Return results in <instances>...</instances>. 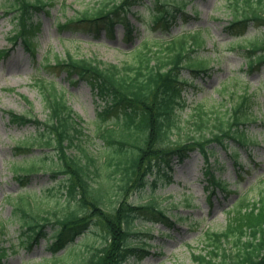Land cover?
<instances>
[{
  "label": "trees",
  "instance_id": "obj_1",
  "mask_svg": "<svg viewBox=\"0 0 264 264\" xmlns=\"http://www.w3.org/2000/svg\"><path fill=\"white\" fill-rule=\"evenodd\" d=\"M139 1L105 0L99 8L67 19L65 27L85 24L90 28H98L104 24L113 28V25L121 22L131 36L134 26L128 19V13L131 5ZM190 1L153 0L154 22H163L169 26L178 11H182ZM51 2L52 0H10V9L15 10L17 21L13 43L22 40L31 49L32 36L36 30L32 18ZM230 2L232 21L229 28L241 27L244 30L250 24L264 28V0ZM205 44L201 32L172 37L163 43H145L132 54V62L123 67L71 53H67L64 58L57 56L45 61L46 66L65 72L68 78L73 79L76 75L78 80L90 85L104 103L100 114L103 118H107L115 109L122 111L116 126L101 124L97 131L112 152L118 155L116 163L110 157L107 165L116 164V171L121 178L118 191L111 186L91 184L92 174L97 175L98 171L96 159L81 146L78 156L69 152L84 135L82 121L68 105L66 93L59 90L55 82H38L49 119L42 123L30 115L10 112L11 123L34 125L40 135L38 138L28 139L17 149L24 154L29 153L31 147L38 143L54 147L56 161L60 164L59 169L53 171L54 177L63 176L66 195L74 205L62 210H42L41 201L27 194L12 199V218L20 222L28 243L47 238L48 228L51 227L54 232L49 238L53 239L51 250L55 253L56 249H63L77 236L96 226L102 231L103 243L91 247L80 264H122L130 254L142 258L141 256L148 254L146 249L131 243L132 237H139L141 234V231L134 229L133 221L144 219L145 223L152 221L153 224H172L168 211L156 199L145 205H135L127 199L133 190L146 185L147 176L153 172L155 164L160 162L163 166H170L175 156L181 161L196 150L209 161L210 156L216 154L213 144L226 150L233 143L235 153L238 148L249 146L251 141L246 126L256 119L252 111L254 97L247 88L241 94L238 91L232 93L231 108L224 118L216 120V132L210 137H188L184 141L172 139L175 133L181 135L179 132L183 130L179 115V108L184 106L182 86L185 81L182 72L187 68L192 73H206L209 70V66L198 56ZM239 48L248 50L251 69L254 70L255 66L264 62L263 34L252 39L247 46L239 45ZM4 52L1 51L0 54L4 55ZM197 114V126L203 128L209 120L207 116L204 117L207 112L203 106L198 107ZM34 172H39L36 163L19 168L15 173L17 179L24 184L29 183ZM206 175L212 184V194L216 190L227 192V186L216 178L210 168ZM257 196L242 198L228 211L229 220L223 232L206 233L210 251L206 255L195 257L198 264H264V193ZM3 235L4 227L0 225V264L7 256L2 244ZM81 243L73 242L68 248H75ZM227 244L230 245L227 247ZM66 254L67 252L57 256L56 260Z\"/></svg>",
  "mask_w": 264,
  "mask_h": 264
},
{
  "label": "rangeland",
  "instance_id": "obj_2",
  "mask_svg": "<svg viewBox=\"0 0 264 264\" xmlns=\"http://www.w3.org/2000/svg\"><path fill=\"white\" fill-rule=\"evenodd\" d=\"M102 1L104 0H53L50 13L42 12L34 17V21L40 23L35 41L37 60L30 57L21 44L7 59L0 60V223L6 225L3 245L9 251L3 264H80L90 248L103 241L100 231L94 228L86 235L84 242L72 249L65 258L57 263L47 262L46 259L52 256L48 248L51 242L48 244L46 240H41L30 249L22 247L24 236L19 224L11 219L13 207L8 202V198L23 192L15 177L16 168L28 166L33 162L24 160L30 156L18 155L15 148L34 137L37 132L31 125H11L8 113H30L34 119L41 122L48 119V110L45 108L38 83L49 78L48 70L39 68L38 62L57 56L65 57L67 53H71L123 67L132 62L130 49L141 41L155 43V39L169 37L168 33L162 34L163 30L153 29L151 10L154 6L149 1L132 7L137 16L131 14L130 19L137 26V31L131 42L124 40L122 25H117L112 35L107 34L104 28L95 32L61 30L58 26L59 23L65 22L66 18L77 13L98 8ZM6 3L7 0H0V50L11 48L9 37L16 24L14 13L8 14V9L4 7ZM185 9L188 16L178 18L170 33L178 35L203 28L207 44L200 54L209 61L213 70L210 75L196 78L193 84H185L186 106L181 111L183 130L179 132L181 135L175 133L172 139L184 141L188 137H209L216 131V119L224 116L227 106L230 105L229 97L238 86L237 89L240 90L249 86L250 92H254L253 115L257 121L248 124L252 143L248 151L240 150L237 159L231 148L224 151L214 145L216 154L211 156L213 171L220 179L229 182V189L235 191L227 198L220 195L219 198L212 197L209 201L207 180L203 171L204 160L199 153L189 157L185 164H176L172 171L163 168L154 171L156 174L149 178L147 186L142 191L132 193L130 200L138 204L157 199L171 215L172 223H175L169 227L145 223L144 219L135 222V230L141 231L142 234L132 237L131 242L145 246L149 251V254L136 264H198L195 257L206 255L210 251L206 233H221L225 230L228 222L227 209L241 198L250 199L264 193V67L250 74L244 58L231 48L230 42L234 39L224 30L230 21L227 0H194ZM259 31L250 28L245 37L252 38L259 34ZM184 73L191 78L190 72ZM55 81L59 90L63 91L61 87H64L69 91L66 92L68 105L84 122L85 136L78 143L82 142L97 159L99 175L94 176V185L108 183L118 191L120 174L113 170L116 164L107 167L106 160L114 157L116 163L119 157L103 140L95 137L99 112L104 103L85 82L79 81L70 85L65 80L64 73H57ZM201 104L206 109L209 120L206 126L198 128L196 109ZM113 113L114 116L110 117L107 123L116 120L118 111ZM33 148L31 155L39 158L34 162L43 170L31 177V183L25 189L32 195L43 194V210H62L66 206H73L74 203L69 202L71 200L66 196L64 182L57 183L54 180L52 170L58 167L57 163L54 164V148L40 144ZM73 151L75 152V149ZM171 172L173 180L168 182L166 175ZM238 180L239 182L235 183ZM48 230L53 232L51 227ZM80 238H77V241ZM145 242L147 244H144ZM228 245L230 244H227V247ZM130 261L133 262L134 259Z\"/></svg>",
  "mask_w": 264,
  "mask_h": 264
}]
</instances>
